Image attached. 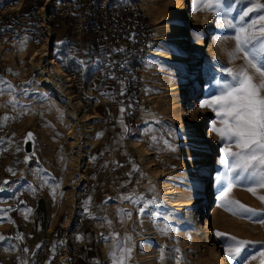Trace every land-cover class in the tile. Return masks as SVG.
I'll return each mask as SVG.
<instances>
[{"label":"rangeland","instance_id":"374dc122","mask_svg":"<svg viewBox=\"0 0 264 264\" xmlns=\"http://www.w3.org/2000/svg\"><path fill=\"white\" fill-rule=\"evenodd\" d=\"M34 1L25 13L22 3L16 15L0 18V79L13 85L0 94V264H42L39 249L27 255L8 228L18 216L26 226L31 215L49 236L93 229L100 264H217L206 231L226 264L229 237L252 242L232 264H264V217L232 214L220 206L222 187L213 190L224 144L212 126L224 125L208 106L242 67L260 82L243 52L230 57L236 30L225 21L259 37L264 9L254 3L264 0H223L219 12L195 0V28L190 18L180 25L175 0H65L63 31L44 21L51 34L35 15L42 0ZM254 20L255 31L247 27ZM191 30L199 48L193 73L192 49L182 53ZM41 50L62 74L39 62ZM41 65L47 85L37 75ZM208 130L206 145L199 132ZM230 150L238 151L234 143ZM262 196L264 187L245 183L225 199L264 213ZM175 213L184 215L180 225L172 223Z\"/></svg>","mask_w":264,"mask_h":264},{"label":"snow or ice","instance_id":"6c2138e0","mask_svg":"<svg viewBox=\"0 0 264 264\" xmlns=\"http://www.w3.org/2000/svg\"><path fill=\"white\" fill-rule=\"evenodd\" d=\"M249 2L254 3V0H249ZM206 6L209 10L219 12L223 6V0H214V3L213 0H207ZM254 7L264 9V4L254 3ZM248 11H253V8H249ZM244 15H248V12H245ZM241 20H243V16ZM259 20L264 21V13L259 16ZM225 23L236 30V48L229 53L230 57L235 58L238 53L243 52L247 64L251 65L256 73H259L260 82L255 83L254 77L248 74L246 68L242 67L231 75L229 82L222 84L218 82L220 95L213 98L214 102L211 105H208V101L201 104V107L205 105L212 107L217 118L224 125L222 128H217L213 123L212 126V131L220 137L224 144L219 161L224 171L216 176L217 184L222 187L218 199L220 206L234 215L245 218L264 217V213L245 206L239 201L225 199L233 186L236 185L247 183L264 187V23L259 25L261 33L259 37L252 34L242 35L245 33L243 26L238 27L227 20ZM256 23L254 20L247 27L255 31ZM226 71L233 73L232 69H226ZM5 86L9 91L13 89L10 82L0 79V94L5 91ZM233 143L238 151L230 150ZM248 191L255 194L252 187H249ZM259 199L264 202V196ZM140 211L143 213L144 209L141 208ZM127 214L130 215V213ZM259 222L264 223V219H260ZM217 235L224 236L225 234L217 232ZM4 239L5 237L0 236V240ZM228 241L225 254L230 264L241 258L242 250L246 245L252 243L237 237H229ZM127 252L130 253V249ZM119 264H123V261H120Z\"/></svg>","mask_w":264,"mask_h":264},{"label":"crops","instance_id":"0c3cea01","mask_svg":"<svg viewBox=\"0 0 264 264\" xmlns=\"http://www.w3.org/2000/svg\"><path fill=\"white\" fill-rule=\"evenodd\" d=\"M65 2V0H42L35 15L40 22V28L43 34V30H49L48 26L43 25L44 21H46V24L52 27L54 26V28L58 30H62L63 21L61 20H63V18L58 16V13L61 9L60 7L64 5ZM22 3V0H0V18L16 15ZM34 3V0H25L22 6L23 12L25 13L27 10H30ZM3 11H5V13L2 14ZM51 17H54V24L52 20H50ZM28 29L34 31L33 29H35V27ZM49 32L50 34L52 33L50 30ZM44 41L45 43L48 42L46 37ZM36 42L38 43V40H36ZM30 44L31 43H26V46L29 47ZM32 46L35 48L34 44ZM22 223L23 218L20 216L9 221L8 228H11L15 234V236H13V241H18L19 246L21 241L24 242L27 246V255H30L33 249H39L37 256L42 253V257L39 258L42 260V264H50V260L54 257H56V264H100L96 252L98 235L93 229L80 230L78 226L76 230L66 231L59 237L54 234L49 236L50 231L46 229L44 231H39L34 223L32 215L25 220L26 226H22ZM24 227L27 230H24Z\"/></svg>","mask_w":264,"mask_h":264},{"label":"bare ground","instance_id":"6f19581e","mask_svg":"<svg viewBox=\"0 0 264 264\" xmlns=\"http://www.w3.org/2000/svg\"><path fill=\"white\" fill-rule=\"evenodd\" d=\"M188 1L190 3V9H191V11H190V17H186V5H187L186 2H187V0H186V2H185V0H175L174 1V4L176 5L174 8H176L175 13H176V16L178 17V21L180 22V25L181 24L184 25V23L186 22V20L188 18H190L191 22L193 23L192 24V27L193 28L199 27V24L198 23H199V17L201 15V13L199 11H197V9H196L195 0H188ZM172 2H173V0H172ZM170 4H171V2L169 3V5ZM171 5H173V4H171ZM170 10H171V8H170ZM170 10H168V11H170ZM180 33H182V32H180ZM190 41H191V45L190 46L189 45H187V46L184 45L182 53L189 52V48L192 49V55H191L192 66H191V69H192V73H193L197 69L196 68V64H197V55L196 54L199 53L198 38H197V34L195 33L194 30H191L190 31ZM36 55L39 56V60H40L39 62H41V63L43 62V64H45L47 66H49V65L52 64L53 65V67H52L53 68V71L56 74H62V72L60 71V69L57 68V66L55 64H53L54 62L52 60H50V59L47 58L48 55L43 50L36 52L35 53V56ZM180 59L182 61L185 60V58H180ZM41 66H43V65H41ZM45 69L46 68H44V66H43L42 67V71L40 73H38L37 75L40 78V80L42 81V83L44 85H47L48 82H46V80L49 79L50 76L47 74V70H45ZM212 69H214V67ZM185 87H187V84L186 83L183 84L182 88H185ZM200 102L202 104V103H204V100L201 99ZM200 108L203 109V107H201V105H200ZM199 135L201 137V141L203 142V144H206V145L208 144L207 138L212 137L211 136L212 135L211 134V130H208L207 135L205 133H201V132H199ZM27 143H29V142H27ZM216 165L218 166V163H216ZM216 176H217V174H215L211 178V180L213 182V185H214L213 186V190H216V184H217V182H216ZM202 193L203 192H201V194ZM203 195H204V193L202 194V196ZM200 199L201 198L198 199L197 203L201 201ZM212 215H213V212H212ZM183 217H184V215H182V214H176V215H174L173 216V219L174 220L172 221V223L173 224L180 225L182 223ZM207 223L208 222H207V219H206L205 220V224L207 225ZM199 229L202 230V228H200V227H199ZM148 231H150V230H148ZM205 236H206V240H209V242L211 243V245H210L211 246V249H212L214 255L217 257V264H226L224 262V259H222L221 255H218L217 251L213 249L215 246H214V242H212L213 239L211 240V238H213L212 234L210 232L206 231L205 232ZM156 239H157V236L156 237H152L150 239L148 238L147 240L154 241Z\"/></svg>","mask_w":264,"mask_h":264},{"label":"trees","instance_id":"16d2710c","mask_svg":"<svg viewBox=\"0 0 264 264\" xmlns=\"http://www.w3.org/2000/svg\"><path fill=\"white\" fill-rule=\"evenodd\" d=\"M95 24V23H94ZM86 30L88 31L89 29H88V25H87V28H86ZM92 45V47L95 49V45L94 44H91ZM91 45H88V50H90L89 48H91ZM75 67V66H74ZM74 67H72L71 69H69V68H66V66H62V69L65 71V72H75V68Z\"/></svg>","mask_w":264,"mask_h":264},{"label":"water","instance_id":"95a60500","mask_svg":"<svg viewBox=\"0 0 264 264\" xmlns=\"http://www.w3.org/2000/svg\"><path fill=\"white\" fill-rule=\"evenodd\" d=\"M24 152H26V153L30 152V145H29V143L24 144Z\"/></svg>","mask_w":264,"mask_h":264},{"label":"built area","instance_id":"2783aa9c","mask_svg":"<svg viewBox=\"0 0 264 264\" xmlns=\"http://www.w3.org/2000/svg\"><path fill=\"white\" fill-rule=\"evenodd\" d=\"M105 6H106V4H105V5H102V4H101L102 9H104ZM78 29H79V28H78ZM80 85H82L81 82H79V86H80Z\"/></svg>","mask_w":264,"mask_h":264}]
</instances>
